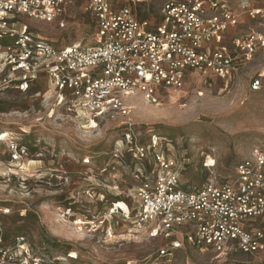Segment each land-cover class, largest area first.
I'll return each mask as SVG.
<instances>
[{
	"label": "built area",
	"instance_id": "2783aa9c",
	"mask_svg": "<svg viewBox=\"0 0 264 264\" xmlns=\"http://www.w3.org/2000/svg\"><path fill=\"white\" fill-rule=\"evenodd\" d=\"M77 1L0 0V46L6 47L4 65L20 73L24 91L45 75L59 104L89 115L95 126L101 117L125 120L100 170L113 176L111 183L101 181L119 197L107 215L120 214L134 231L165 242L149 264H171L175 252L186 246L221 257L264 253V147L254 146L225 180L207 155L205 180L183 185V162L164 151L157 134L147 131L146 139L145 132H137L127 105L137 94L157 104L161 92L182 90L192 76L205 83L230 79L264 51V32L250 28L231 39L229 34L242 16L264 18V7L255 0H239V5L233 0H168L162 22L154 25L137 16L135 8L144 0H130L121 8L111 0H83L95 20L93 43L64 48L41 39L23 21H59L64 27L63 18ZM263 87L264 74L250 83L252 92ZM25 149L11 142V161H21ZM10 214V208L0 207V264H64L63 258L36 254L26 236H8L2 218ZM93 225L97 231L99 223Z\"/></svg>",
	"mask_w": 264,
	"mask_h": 264
},
{
	"label": "rangeland",
	"instance_id": "374dc122",
	"mask_svg": "<svg viewBox=\"0 0 264 264\" xmlns=\"http://www.w3.org/2000/svg\"><path fill=\"white\" fill-rule=\"evenodd\" d=\"M111 1L116 8L130 4V0ZM166 1L144 0L135 8L138 18L158 25ZM255 3L264 7V0ZM249 20L228 39L250 28L264 32V18ZM23 21L58 48L90 45L94 40V19L83 0L68 9L64 27L59 21ZM260 74H264V51L230 79L205 83L199 76L189 77L182 90L161 92L157 104L140 94L129 97V119L146 139L147 131L162 141L167 138L164 151L183 162V185L203 180L207 155L216 162L217 176L229 179L254 146L264 147V87L259 92L250 89ZM13 76L19 81V72ZM39 76L26 91L21 85L0 82V207L11 209L2 218L8 236L22 234L36 254L63 258L64 264H149L165 242L134 231L120 214L107 215L119 197L102 183L103 179L111 183L113 176L100 170L124 131L125 120L106 116L95 126L89 115L59 104L50 80ZM15 141L26 147L19 162L11 161L9 151ZM117 206L126 209L122 202ZM171 264H264V253L221 257L186 246L175 252Z\"/></svg>",
	"mask_w": 264,
	"mask_h": 264
},
{
	"label": "flooded vegetation",
	"instance_id": "af4514ba",
	"mask_svg": "<svg viewBox=\"0 0 264 264\" xmlns=\"http://www.w3.org/2000/svg\"><path fill=\"white\" fill-rule=\"evenodd\" d=\"M5 56H6V47L4 45H1L0 46V82L8 83L11 85L15 83L16 86H19L21 83L20 81L16 80V78L13 76L14 72H12L11 66L4 65Z\"/></svg>",
	"mask_w": 264,
	"mask_h": 264
},
{
	"label": "crops",
	"instance_id": "0c3cea01",
	"mask_svg": "<svg viewBox=\"0 0 264 264\" xmlns=\"http://www.w3.org/2000/svg\"><path fill=\"white\" fill-rule=\"evenodd\" d=\"M233 2H234L235 5H239V0H233ZM258 5H260V4H258ZM242 19H243V20H242ZM246 20L250 21L249 18H248L247 16H242L239 25H240L242 22L245 23ZM236 31H237L236 29L232 30V31L230 32V35H231V33H233V34H237ZM232 37H237V36L233 35Z\"/></svg>",
	"mask_w": 264,
	"mask_h": 264
},
{
	"label": "trees",
	"instance_id": "16d2710c",
	"mask_svg": "<svg viewBox=\"0 0 264 264\" xmlns=\"http://www.w3.org/2000/svg\"><path fill=\"white\" fill-rule=\"evenodd\" d=\"M94 24H95V20H94ZM40 77H41V76H39L38 78H36L33 82L37 81ZM166 139H167V138H166ZM166 139L163 140V141H165V143H166V141H167ZM170 157H172V156L170 155ZM204 169H205V168H204ZM206 176H207V175H206ZM206 176L203 178V180H201V182H199V184H201V183L205 180Z\"/></svg>",
	"mask_w": 264,
	"mask_h": 264
},
{
	"label": "bare ground",
	"instance_id": "6f19581e",
	"mask_svg": "<svg viewBox=\"0 0 264 264\" xmlns=\"http://www.w3.org/2000/svg\"><path fill=\"white\" fill-rule=\"evenodd\" d=\"M78 224H82V223H78Z\"/></svg>",
	"mask_w": 264,
	"mask_h": 264
}]
</instances>
